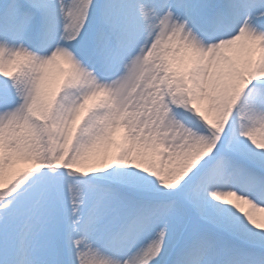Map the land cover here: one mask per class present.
<instances>
[{
	"label": "snow or ice",
	"instance_id": "6c2138e0",
	"mask_svg": "<svg viewBox=\"0 0 264 264\" xmlns=\"http://www.w3.org/2000/svg\"><path fill=\"white\" fill-rule=\"evenodd\" d=\"M261 214L264 0H0V264H264Z\"/></svg>",
	"mask_w": 264,
	"mask_h": 264
},
{
	"label": "bare ground",
	"instance_id": "6f19581e",
	"mask_svg": "<svg viewBox=\"0 0 264 264\" xmlns=\"http://www.w3.org/2000/svg\"><path fill=\"white\" fill-rule=\"evenodd\" d=\"M245 207H247V206H245ZM262 216H264V214H261Z\"/></svg>",
	"mask_w": 264,
	"mask_h": 264
}]
</instances>
